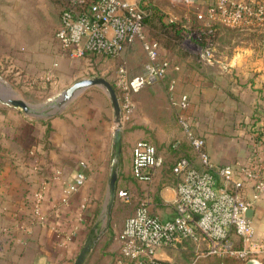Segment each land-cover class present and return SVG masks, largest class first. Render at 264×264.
<instances>
[{
    "label": "crops",
    "instance_id": "1",
    "mask_svg": "<svg viewBox=\"0 0 264 264\" xmlns=\"http://www.w3.org/2000/svg\"><path fill=\"white\" fill-rule=\"evenodd\" d=\"M31 2L24 1L25 8ZM21 5L22 0H0V37L23 42L9 44L7 52L0 50V59L9 56L19 61L26 72L47 78L76 71L73 60L61 53L59 44L56 51L52 50L45 39L46 29L34 40L24 34L16 21V10ZM7 21L12 23V29H7ZM139 43L136 41L119 57L112 58L129 62ZM162 53L170 56L163 48ZM168 58L172 66L165 79L132 91L133 108L124 119L122 136V144L124 140L133 144L140 138L152 141L163 154L164 162L152 181L138 180L131 175L130 148L127 165L118 168L117 181V188L133 193L134 208L137 198L147 192L150 211L162 218L171 217L174 212L176 177L171 167L176 158L187 155L198 164L177 121V108L168 96L171 81L175 99L183 93L188 95L187 113L195 131L204 137L214 164L245 161L253 127L264 129V48L258 51L244 46L230 57L219 55L208 59V63L190 60L187 64ZM90 88L101 87L84 89L55 116L29 122L20 113L10 111L19 125L0 127V264H71L83 244L82 228L90 214L86 208L91 207L87 203L88 185L85 181L68 195L65 203L61 202L63 189L65 182L74 180L81 169L86 177L91 167L99 175L104 173L101 160L93 158L94 139H102L113 130H109L106 120V104L99 106L88 100V94L92 96ZM174 141H178L177 146L171 145ZM261 148L264 153V142ZM42 182H46L45 223L31 217L32 192ZM253 208L252 220L255 217L259 221L264 214V200Z\"/></svg>",
    "mask_w": 264,
    "mask_h": 264
},
{
    "label": "built area",
    "instance_id": "2",
    "mask_svg": "<svg viewBox=\"0 0 264 264\" xmlns=\"http://www.w3.org/2000/svg\"><path fill=\"white\" fill-rule=\"evenodd\" d=\"M194 2L196 0H185ZM147 2L137 0H67L59 15L55 37L61 51L71 60L95 55L119 57L125 48L139 41L146 59L141 75L132 80L125 59L116 66L114 85L119 97L123 119L133 108L132 91L146 83L163 80L171 65L163 55L158 40L149 38L144 17ZM204 26L196 32L193 43L202 56L213 48L216 25L252 27L264 24V0H211L197 14ZM175 68H178L175 66ZM174 81L169 84L168 96L177 108V121L194 152L195 159L179 155L171 170L175 174L173 215L162 218L150 211L146 192L124 220L119 234L120 250L114 264H179L167 254L168 249L191 251L199 257L217 256L239 259L244 264H261L264 256V236L257 234L252 217L245 214L249 207L264 200V129L260 136L252 130L249 135L247 159L235 165H216L205 146V139L195 131L187 113L188 95L173 96ZM178 141L171 145L177 146ZM164 156L148 139H137L131 146V175L141 181H152ZM84 169L74 180L66 181L61 202L82 186ZM46 182L32 192L31 217L45 223L43 197ZM116 196L129 201L134 196L125 188H117Z\"/></svg>",
    "mask_w": 264,
    "mask_h": 264
},
{
    "label": "rangeland",
    "instance_id": "3",
    "mask_svg": "<svg viewBox=\"0 0 264 264\" xmlns=\"http://www.w3.org/2000/svg\"><path fill=\"white\" fill-rule=\"evenodd\" d=\"M24 1L26 2V0H22V5L18 9L15 6L17 9L16 13L19 14L16 21L21 28H24H22L24 34L34 40V37L38 38L40 33L44 32L46 29L47 35L45 39L52 50L56 51V47L59 43L55 37V29L59 23L60 11L67 0H33L26 8ZM137 1L139 3L147 2V5L152 11L145 20V29L148 37L158 40L161 47L169 51L170 56L168 57L171 59L173 58L172 60L174 62H185L189 64L190 60H194L208 63V59H214L219 55L224 58L230 57L244 46L251 47L258 51L264 48V24L252 27H228L218 25L219 27H217L216 34L213 36L211 54L208 57L202 56L199 49L193 43L197 41L196 39L198 36H196V32L198 30L197 27L200 25L197 14L204 11L207 2L211 0H196L194 2H186L185 0ZM5 17L9 18L7 15ZM6 26L7 29H12L11 22L7 21ZM177 28H179V32H176ZM26 29H28V31L25 32ZM17 42L18 44L23 43L22 41L20 43V39L0 37V50H5L7 52L9 44L13 46L14 44L16 45ZM2 43L5 44L2 45ZM139 44V47L135 49L132 57L129 58V62H127L132 80L137 79L141 75L142 67L146 59L142 45L141 43ZM21 48L19 47L18 49ZM5 59H0V75L13 87L21 98L32 104L45 102L74 81L93 75L105 76L114 86L116 66L118 63V60L112 57L91 55L73 60L71 63L76 70L73 73L61 76L55 75L54 77L47 78L37 73L30 74L26 72L19 61L16 62L9 56L5 57ZM114 88L116 90L115 86ZM91 93L92 96L88 94L89 101L98 103L99 106L106 104L108 111L106 120L109 123V130L111 131L114 127V121L112 104L109 96L102 87L100 90L94 88ZM62 110L59 113H61ZM10 111H15L16 115L20 113L21 116L29 122H36L40 119L44 120L43 117L34 116L29 112H24L19 107L0 101V127L19 125V122H17L18 118L9 114ZM110 134L111 133H109V135ZM109 135L105 133L102 139L96 137L93 145V158L94 160H101L104 173L99 175L96 168L91 167L85 179L89 188L87 203H89L91 207L86 208L90 214L88 215V223L82 228L83 239L85 240L88 232L91 231L93 227L98 229L97 233L104 231V234L96 240L83 264H114L120 250V231L123 227L124 220L132 213L134 208V201H125L116 196L109 217H104L109 169L114 152L112 134L111 138H109ZM131 145L130 141L124 140L121 155L118 160V168L127 165ZM95 203H97L96 208L93 206ZM253 223L257 234L264 236V214L259 221H256L254 217ZM106 224H108L107 229ZM167 254L179 264H241V261L236 258L218 259L214 256L199 257L194 260L195 256L193 253L187 250L168 249ZM261 264H264V256L262 257Z\"/></svg>",
    "mask_w": 264,
    "mask_h": 264
},
{
    "label": "water",
    "instance_id": "4",
    "mask_svg": "<svg viewBox=\"0 0 264 264\" xmlns=\"http://www.w3.org/2000/svg\"><path fill=\"white\" fill-rule=\"evenodd\" d=\"M98 85L102 87L110 98L113 111L114 127L112 130L113 157L109 169L108 189L106 194V210L104 217H109L114 202L116 200V190L118 181V160L122 151V136L124 119L121 113V106L117 92L109 79L102 75H93L74 81L65 87L58 94L50 97L42 103L32 104L21 98L13 87L0 75V101L21 108L24 112H29L37 117L49 118L57 115L69 101L84 89ZM254 208L246 209L245 214L253 217ZM108 224H106V229ZM104 234V231L97 233L96 228L88 232L83 244L81 245L76 257L71 264H83L87 255L92 250L95 242ZM247 264H252L248 261Z\"/></svg>",
    "mask_w": 264,
    "mask_h": 264
},
{
    "label": "trees",
    "instance_id": "5",
    "mask_svg": "<svg viewBox=\"0 0 264 264\" xmlns=\"http://www.w3.org/2000/svg\"><path fill=\"white\" fill-rule=\"evenodd\" d=\"M147 14L145 15V17H144V23H145V20H146V18L152 13V11H151V8H149V6H147ZM199 27H197V29H199V28H201L202 26H204V23H203V21L202 20H199ZM217 27H219L218 25H216L215 26V30H214V33H213V36H214V34H216V30L218 29ZM176 32H179V28H177L176 29ZM170 37V36H169ZM115 86V85H114ZM253 131L255 132V134L257 135V136H260V131H259V129H258V126H254L253 127ZM214 257H217V256H214ZM218 259H225V258H227V259H230L231 257H225V258H221V257H217ZM232 259V258H231ZM240 262V261H239ZM241 264H244L243 262H240Z\"/></svg>",
    "mask_w": 264,
    "mask_h": 264
},
{
    "label": "flooded vegetation",
    "instance_id": "6",
    "mask_svg": "<svg viewBox=\"0 0 264 264\" xmlns=\"http://www.w3.org/2000/svg\"><path fill=\"white\" fill-rule=\"evenodd\" d=\"M97 232H98V229L96 228Z\"/></svg>",
    "mask_w": 264,
    "mask_h": 264
}]
</instances>
